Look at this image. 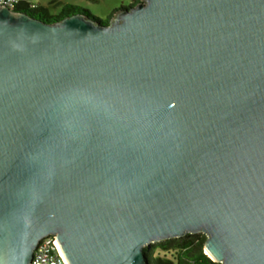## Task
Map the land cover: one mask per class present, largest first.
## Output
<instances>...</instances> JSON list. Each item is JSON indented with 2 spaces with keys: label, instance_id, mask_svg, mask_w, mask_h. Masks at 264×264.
Here are the masks:
<instances>
[{
  "label": "water",
  "instance_id": "95a60500",
  "mask_svg": "<svg viewBox=\"0 0 264 264\" xmlns=\"http://www.w3.org/2000/svg\"><path fill=\"white\" fill-rule=\"evenodd\" d=\"M206 235L264 264V0H139L107 24L0 4V264H147Z\"/></svg>",
  "mask_w": 264,
  "mask_h": 264
},
{
  "label": "trees",
  "instance_id": "16d2710c",
  "mask_svg": "<svg viewBox=\"0 0 264 264\" xmlns=\"http://www.w3.org/2000/svg\"><path fill=\"white\" fill-rule=\"evenodd\" d=\"M138 1L132 0L131 4L127 7L135 5ZM52 8L58 10L51 12ZM120 8L126 7L122 6ZM118 9H113L104 20L99 19L83 6L57 0L52 1L49 5L36 3L32 7L23 3L18 5L15 10L25 12L34 18L48 23L59 21L64 17L74 14L83 13L99 20L103 24H107ZM206 238L205 234L196 233L152 243L150 246L144 248L147 251V264H219L204 252Z\"/></svg>",
  "mask_w": 264,
  "mask_h": 264
},
{
  "label": "built area",
  "instance_id": "2783aa9c",
  "mask_svg": "<svg viewBox=\"0 0 264 264\" xmlns=\"http://www.w3.org/2000/svg\"><path fill=\"white\" fill-rule=\"evenodd\" d=\"M36 0H0V4L8 6L15 10L20 4H27L32 7L36 4ZM56 235H48L41 239L37 245L31 264H65L60 251L55 245Z\"/></svg>",
  "mask_w": 264,
  "mask_h": 264
},
{
  "label": "rangeland",
  "instance_id": "374dc122",
  "mask_svg": "<svg viewBox=\"0 0 264 264\" xmlns=\"http://www.w3.org/2000/svg\"><path fill=\"white\" fill-rule=\"evenodd\" d=\"M55 0H37L36 3L41 5H49ZM64 3L79 4L87 8L93 15L101 20H104L115 8L129 6L132 0H57ZM58 9L52 8L51 12H56Z\"/></svg>",
  "mask_w": 264,
  "mask_h": 264
},
{
  "label": "crops",
  "instance_id": "0c3cea01",
  "mask_svg": "<svg viewBox=\"0 0 264 264\" xmlns=\"http://www.w3.org/2000/svg\"><path fill=\"white\" fill-rule=\"evenodd\" d=\"M37 1V0H36ZM77 5H79V4H77Z\"/></svg>",
  "mask_w": 264,
  "mask_h": 264
}]
</instances>
